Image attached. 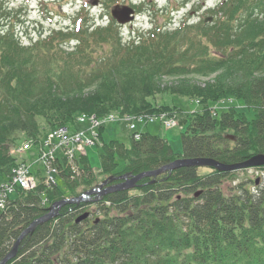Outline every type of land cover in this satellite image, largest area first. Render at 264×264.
<instances>
[{
	"label": "trees",
	"instance_id": "1",
	"mask_svg": "<svg viewBox=\"0 0 264 264\" xmlns=\"http://www.w3.org/2000/svg\"><path fill=\"white\" fill-rule=\"evenodd\" d=\"M208 12L216 14L212 23L202 19L174 31L152 30L131 44L123 43L111 23L93 32L92 40L85 35L86 47L73 53L47 55L41 46H23L11 32L0 35V181L12 174L10 151L21 133L37 139L45 128L78 124V114L104 117L116 108L146 118L158 113L150 98L170 89L161 86L163 76L209 75L235 65L248 76V87L217 94L240 98L254 110L252 119L234 107L213 115L206 104L180 120L187 125L182 153L150 132L139 140L131 136L129 146L110 140L102 146L100 174L115 184L122 174L132 177L181 158L232 164L264 154V0H224ZM95 48L105 54L96 57ZM174 91L217 101L207 93ZM83 166L80 175L71 166L69 174L60 170L69 196L100 181L88 160ZM229 176L234 173L181 166L103 195L79 222L88 205L67 204L29 232L7 264H264V186L239 182L226 194ZM42 193L50 204L66 197L59 184H41L18 190L0 209V261L48 213Z\"/></svg>",
	"mask_w": 264,
	"mask_h": 264
},
{
	"label": "rangeland",
	"instance_id": "2",
	"mask_svg": "<svg viewBox=\"0 0 264 264\" xmlns=\"http://www.w3.org/2000/svg\"><path fill=\"white\" fill-rule=\"evenodd\" d=\"M8 2L12 1L14 2V9L12 10V15H15L17 13H22L26 21L24 23L23 17L19 19V23L17 25V29H14V34L16 35L17 41H22L23 33L22 31H25V28L32 24L34 20H38V24H33L32 27H36L37 32L39 30H43L46 32L43 37H50V35H53V27L56 26L55 24L50 25L49 22H44L45 24L42 25L43 20V14L42 10L40 8V4L37 3V0H32V5L27 7L23 6L19 3L21 0H7ZM103 5L105 6V9L103 10L101 7H97L98 0H81L82 2H91V13L87 14L86 11L88 9L86 8L85 11L81 10L78 14L76 12L72 14V9L69 7L68 10L72 16L77 17V23L84 26L87 29L90 25L93 23L92 16L99 17L101 14L104 16H107L106 14H111V12L115 9L122 10L124 5H128V7L135 6L136 8H133L136 10L137 18L133 22H127V24H122L123 26H118L119 32H122L124 34V39L128 40L127 38L132 35H137L138 32H143L145 34L146 30H150L152 27V24L155 22H159L160 25H162L164 30L170 29H178V26L180 25L183 18L187 17L189 18V22H199L200 17L204 16H213L215 17V14L213 13H205L207 11L205 5H215L219 0H101ZM205 1L206 4L203 6L201 5L202 2ZM142 3H144V6H141ZM116 4H120L119 6ZM137 4V5H135ZM94 5V6H93ZM37 6V8H36ZM73 7V6H72ZM19 8V9H16ZM52 8V7H50ZM54 8V7H53ZM76 11V10H75ZM74 12V8H73ZM77 15V16H76ZM105 17V20L101 25H107L108 24V18ZM59 19V18H58ZM116 19V18H115ZM63 23L68 24L69 21H63ZM214 20V18H213ZM4 23V21H3ZM7 23V22H6ZM8 26V25H4ZM9 27V26H8ZM10 31H13L10 29ZM82 31V30H80ZM79 31V32H80ZM35 33V32H33ZM77 33V32H76ZM75 33V34H76ZM65 34V33H63ZM59 37H56L57 41L54 42V44L51 47H47L45 51L47 52V55H54L58 53V42L62 41H68V39L74 34L67 33L65 35H58ZM37 37V36H36ZM25 42L26 39H23ZM24 41L23 45H24ZM129 41V40H128ZM38 42V41H37ZM36 42H33V46ZM75 41L70 42L68 46L63 45L68 51L72 50L74 47L69 46H76ZM57 49V50H56ZM213 54L217 53V48L212 47L210 50ZM105 51L100 48H95L94 55L96 57H99L101 55H104ZM248 76L244 75L242 73L241 66H232L225 71L222 72H215L211 74H204V75H185V76H179V77H173V76H163L162 78V87H170V89L166 92L156 94L154 97L150 98V101L152 104L157 106L158 113L150 114V116H147L143 120L139 119L133 120V117H130L127 113L123 112L122 108H116L115 110L111 111V113L105 115L101 120H106L105 122V129L99 127L97 130L98 132L101 130H104L103 133V140L102 142H98L95 144L93 148L88 147V157L90 159V163L94 170L97 171L95 174L96 176H99V178L104 180L106 179L105 175L100 174V166H101V160L100 155L103 153V144L108 143L110 140H120L121 142L125 143L127 146L131 143V136L133 130L130 129L129 124L135 122L137 131H147L155 135H161L166 136L169 143L171 144L172 148L176 153H182L183 145H182V133L183 128L180 126H176L172 129L162 128L161 117H167L172 118L171 122H173V119H185L190 118L192 116V112L196 113V111H200L206 107V104L209 107L218 108L215 109L216 111L221 114L223 111L227 110L228 106H235L237 105V109L240 112H243L247 115L249 119H252L254 117V110L251 108L245 107V104L242 100H237L236 103H234V99H240L237 96H234L232 94H228L225 96L218 97L217 91L221 93V91H230V90H236L237 92L244 91L248 87ZM175 89H179L183 92L188 91H198L200 93H204L207 95L211 94L213 98H216L217 101H208L206 98H202L201 96H192V97H181L175 92ZM171 91V92H170ZM95 92V90L93 91ZM90 93V92H88ZM86 93V95L88 94ZM231 98V99H230ZM230 99V100H228ZM228 100V101H227ZM226 101V102H225ZM255 104V103H254ZM257 106V105H256ZM193 113V114H194ZM81 115V114H80ZM79 117V114L77 115V118ZM111 119V120H110ZM108 121V122H107ZM147 121L148 123L146 124ZM90 125V123H86L85 126ZM46 125H44L42 128H44ZM48 128V127H47ZM81 128V125H71L70 129L75 130ZM51 131V129H44V131L41 133V136L39 138L33 137V142L37 144L39 148H43L42 141H44V136H48V133ZM96 131V129H95ZM26 135L24 133H21L19 135V139L15 141V145H19L23 140H26ZM13 144V145H14ZM12 154V152L10 151ZM258 154H261V152H258ZM253 155V154H252ZM15 159L14 167L12 168L11 173H16V176L19 177H25V170L23 169V164H29L32 168H37L41 165H44V161L47 159L45 155L41 156L36 154L35 149L30 152H25L22 156L14 155ZM119 169H122L125 166V162L120 159L119 160ZM214 167H211L209 165L200 166V173H210L213 170ZM232 172V171H229ZM48 175L50 174L48 171L46 172ZM234 177H227V179L224 181V191L225 193L230 192V188L234 184H238L239 182H246L247 185L251 188H256L254 186L255 182L259 179V183L257 185L264 186V167H253L242 169L240 171L237 170V172H233ZM0 179H2L0 177ZM29 179V178H26ZM100 180V179H99ZM2 181V180H1ZM0 181V182H1ZM102 181V180H100ZM59 182L62 185V188H64V180L62 177L59 178ZM66 194L69 195L71 191H67V187L64 188ZM17 194V191L15 192ZM15 194L12 195V197H15ZM88 209L92 210V207H88Z\"/></svg>",
	"mask_w": 264,
	"mask_h": 264
},
{
	"label": "built area",
	"instance_id": "3",
	"mask_svg": "<svg viewBox=\"0 0 264 264\" xmlns=\"http://www.w3.org/2000/svg\"><path fill=\"white\" fill-rule=\"evenodd\" d=\"M93 115H81L79 117L80 122L90 123L86 130H70L67 127H58L51 130L48 136L45 137L42 142L43 148L38 147V155H45L44 167L46 172L45 182L52 185L56 182V175L59 173L58 160L67 159L69 165L73 169V172L79 174V168L76 163L77 155L85 154V149L88 146H92L98 139V128L104 125L106 120ZM164 127L171 128L172 118L161 117ZM111 120V119H110ZM108 122V121H107ZM134 128V124L131 125ZM96 129V131H95ZM139 138V134L136 135ZM32 141L23 143L22 145L15 146L12 149L14 155L22 156L32 146ZM25 170V177L16 176V173L11 175L10 180L2 182L0 184V208L6 207L9 202V195L13 193L18 187H22L25 190L34 189L37 186V177L31 172L30 166L27 164L22 165ZM29 178V179H26Z\"/></svg>",
	"mask_w": 264,
	"mask_h": 264
},
{
	"label": "water",
	"instance_id": "4",
	"mask_svg": "<svg viewBox=\"0 0 264 264\" xmlns=\"http://www.w3.org/2000/svg\"><path fill=\"white\" fill-rule=\"evenodd\" d=\"M134 10L131 9L130 7H124L122 10H115L113 11V15L122 23L129 22L134 19L133 16ZM204 165H209L211 167H214L218 170L221 171H234L238 169H244V168H253V167H261L264 166V154H256L250 157L249 159L234 163V164H227L220 162L216 159H210V158H196V159H188V158H181L178 160H175L167 165H164L163 167L156 169V170H150V171H145L142 172L138 175H134L130 177L128 174H122L119 176V179H123L124 181L115 185H109L108 183L110 181L109 179H106L99 185L98 188H94L90 191H87L83 193L79 197H71L68 199H64L61 201H58L54 203L50 209L49 212L44 215L43 217L39 218L38 220L34 221L20 236L19 240L16 242L14 245L13 249L11 252L3 259L0 261V264H6L8 261H10L12 258H14L17 254L19 245L21 240L31 231L34 230V228L39 224L44 221H48L51 218L55 217L58 215L59 210L67 205V204H73V203H80V202H88L90 200V197L92 195L98 194V195H105L114 191H118L121 189H129L132 188L136 183L141 180L142 178L146 177H154L159 175L160 173L166 172V171H172L174 169H177L181 166H204ZM89 216V212H86L79 216L77 218V222L87 218Z\"/></svg>",
	"mask_w": 264,
	"mask_h": 264
},
{
	"label": "flooded vegetation",
	"instance_id": "5",
	"mask_svg": "<svg viewBox=\"0 0 264 264\" xmlns=\"http://www.w3.org/2000/svg\"><path fill=\"white\" fill-rule=\"evenodd\" d=\"M97 7H101L103 10L105 9V6L103 5L101 0H98ZM89 3V2H86ZM91 2L89 3V5L87 6V9L89 10L87 12V14L91 13ZM116 5H120V4H116ZM40 8L42 10V14H43V20L42 22H49L50 25L55 24L56 26H54L52 29L54 30L53 35H50V37L47 38H42L41 43L39 44V42L37 43V46H35L34 48L41 46L44 49H47V47H51L55 41H57L56 37H59L58 35L61 33H80L82 30L84 35H88L90 40H92V34L93 32H95L96 30H98L102 25L101 23H103V21L105 20V17L103 14H101L98 18L95 17L94 15L92 16L93 18V23L92 25H90L89 27H87V29L85 28V24L84 26L80 25L77 23V17L74 18V16H72L68 10L67 7H69L70 9H72V14H74L76 12V14H78L82 9V4H81V0H43L42 2H40ZM73 6V7H72ZM94 6V5H93ZM52 7V8H50ZM54 7V8H53ZM73 8H74V12H73ZM76 10V11H75ZM85 11V10H84ZM90 12V13H89ZM108 15V24L107 25H103L104 27L110 26L112 19L110 17L111 14H106ZM77 16V15H76ZM59 18V19H58ZM63 21H69L68 24H65L62 22ZM38 20H34V22L32 24H30V26L32 27L33 24H38ZM45 24V23H44ZM115 24L119 25L117 22H115ZM80 31V32H79ZM46 33V32H45ZM75 41V45L76 46H69V47H74L72 48V50L70 51H79L81 49H84L87 44L84 42H81L80 38L72 36L68 39V41H62L58 42V47L57 49H62L65 48L63 47V45L68 46L70 42ZM91 47H95V43L93 41H91ZM82 45V46H80ZM56 49V50H57ZM69 52V51H68ZM70 53V52H69Z\"/></svg>",
	"mask_w": 264,
	"mask_h": 264
},
{
	"label": "bare ground",
	"instance_id": "6",
	"mask_svg": "<svg viewBox=\"0 0 264 264\" xmlns=\"http://www.w3.org/2000/svg\"><path fill=\"white\" fill-rule=\"evenodd\" d=\"M116 31H117V30H116ZM118 34H119V32H118ZM92 35H93V34H92ZM82 37H83V39H84V38H85V35H83ZM92 37H93V36H92ZM87 38H89V36H88ZM87 38H86V39H87ZM86 39H85V40H86ZM123 43H125V44H126V43H130V44H131L132 42L126 41V42H123ZM230 99H231V98H230ZM230 99H228V100H230ZM228 100H227V101H228ZM235 101L237 102V99H234L233 102L236 103ZM225 102H226V101H225ZM231 107L236 108L237 105H235V106H228L227 110H228L229 108H231ZM245 107H247V106L245 105ZM247 108H248V107H247ZM210 109H211V112H212L213 115H220L219 112L215 110V109H218V108L210 107ZM236 109H237V108H236ZM227 110H225V111H227ZM237 110H238V109H237ZM200 111H201V110H200ZM200 111H196V113H197V112H200ZM193 113H194V112H192L191 114L193 115ZM194 114H195V113H194ZM176 126H180L181 128H183V132L186 131L187 125L182 124V123L180 122V118H179V119H173V122H172V125H171V128H170V129H172V128L176 127ZM237 163H238V162H237ZM232 164H234V163H232ZM263 167H264V166H263ZM244 169L247 170L248 168H244ZM240 170H242V169H238V171H240ZM220 171H221V170H220ZM234 171L237 172V170H234ZM234 171H232V172H234ZM260 178H261V177H260ZM260 178H259V179H260ZM259 179L255 182L256 185L259 183ZM196 195H198V194H196ZM39 224H40V223H39ZM22 240H23V239H22ZM22 240H21V241H22ZM6 264H7V263H6Z\"/></svg>",
	"mask_w": 264,
	"mask_h": 264
}]
</instances>
